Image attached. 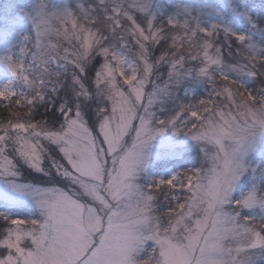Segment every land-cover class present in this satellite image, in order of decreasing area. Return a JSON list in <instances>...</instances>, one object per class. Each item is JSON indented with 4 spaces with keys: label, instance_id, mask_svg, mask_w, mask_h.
Segmentation results:
<instances>
[{
    "label": "snow or ice",
    "instance_id": "snow-or-ice-1",
    "mask_svg": "<svg viewBox=\"0 0 264 264\" xmlns=\"http://www.w3.org/2000/svg\"><path fill=\"white\" fill-rule=\"evenodd\" d=\"M0 107V264H264V0H7Z\"/></svg>",
    "mask_w": 264,
    "mask_h": 264
},
{
    "label": "rangeland",
    "instance_id": "rangeland-1",
    "mask_svg": "<svg viewBox=\"0 0 264 264\" xmlns=\"http://www.w3.org/2000/svg\"><path fill=\"white\" fill-rule=\"evenodd\" d=\"M4 2H7V0H0V3H4ZM225 55H227V53L225 52ZM225 63L227 64V63H230V59H228V60H225ZM218 80H219V78H218ZM220 83H223V81H219ZM257 86H259V85H257ZM181 96L183 95V93H181L180 94ZM206 93H205V97H206ZM42 187H48V186H51V185H47V184H42L41 185Z\"/></svg>",
    "mask_w": 264,
    "mask_h": 264
},
{
    "label": "trees",
    "instance_id": "trees-1",
    "mask_svg": "<svg viewBox=\"0 0 264 264\" xmlns=\"http://www.w3.org/2000/svg\"><path fill=\"white\" fill-rule=\"evenodd\" d=\"M6 116L7 113L2 109V107H0V120L4 119ZM28 211H31V209H29Z\"/></svg>",
    "mask_w": 264,
    "mask_h": 264
}]
</instances>
